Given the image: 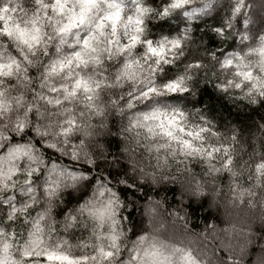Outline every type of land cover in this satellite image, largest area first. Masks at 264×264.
<instances>
[{
  "label": "clouds",
  "instance_id": "1",
  "mask_svg": "<svg viewBox=\"0 0 264 264\" xmlns=\"http://www.w3.org/2000/svg\"><path fill=\"white\" fill-rule=\"evenodd\" d=\"M262 105L264 0H0V264H264Z\"/></svg>",
  "mask_w": 264,
  "mask_h": 264
},
{
  "label": "trees",
  "instance_id": "2",
  "mask_svg": "<svg viewBox=\"0 0 264 264\" xmlns=\"http://www.w3.org/2000/svg\"><path fill=\"white\" fill-rule=\"evenodd\" d=\"M215 42L213 41V44ZM169 99H179L178 97H172ZM205 102H207L209 104V115L213 116V118H218L221 121V127H224L223 122L225 120V118H229V119H233L235 122H238L241 124L242 126V130L243 129H248L251 127H254V117L256 115L260 114V110L259 109H255L253 110L251 113H240V112H234L232 107L229 106L222 97H217L215 95V93L208 88L207 86H205V88L202 90L201 92V97L200 100L196 103L198 104H204ZM242 103V102H241ZM248 106L245 105V108H247ZM262 107H264V105H262ZM113 143L115 144V146L118 148L119 145L117 142L113 141ZM177 191V189L175 187L169 189V194H174ZM174 199V196H173ZM72 203V200H69V204ZM205 203H207V201H205ZM190 210L192 212V214L194 216H198L199 215V211L200 209L197 208L196 206L193 205H189ZM63 210H61V212L59 214L62 215ZM205 219H207V217H205ZM194 227H199V225H194ZM257 251V249H253V252L255 253Z\"/></svg>",
  "mask_w": 264,
  "mask_h": 264
}]
</instances>
